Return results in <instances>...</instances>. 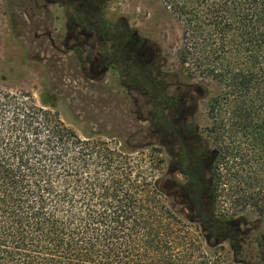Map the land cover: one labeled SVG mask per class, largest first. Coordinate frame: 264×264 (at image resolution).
<instances>
[{"label":"trees","instance_id":"16d2710c","mask_svg":"<svg viewBox=\"0 0 264 264\" xmlns=\"http://www.w3.org/2000/svg\"><path fill=\"white\" fill-rule=\"evenodd\" d=\"M169 2L183 24L180 67L220 88L211 130L253 135L263 146L264 0ZM145 151L166 152L81 137L32 92L4 86L0 71V264H214L202 239L215 243L220 232L217 190L201 192L199 152L178 148V172L194 183L189 221L172 210L167 179L143 163Z\"/></svg>","mask_w":264,"mask_h":264},{"label":"rangeland","instance_id":"374dc122","mask_svg":"<svg viewBox=\"0 0 264 264\" xmlns=\"http://www.w3.org/2000/svg\"><path fill=\"white\" fill-rule=\"evenodd\" d=\"M98 5L0 0L4 86L32 92L81 137L166 150L145 151L143 163L151 160L156 176L164 174L172 210L189 221L197 216L189 199L194 183L178 172V148L199 152L201 192L210 198L217 190L220 232L215 243L202 239L207 256L214 264H264V145L253 135L211 130L210 100L220 88L180 67L183 24L165 7L169 0H111L94 11ZM181 192L184 203L175 196Z\"/></svg>","mask_w":264,"mask_h":264},{"label":"flooded vegetation","instance_id":"af4514ba","mask_svg":"<svg viewBox=\"0 0 264 264\" xmlns=\"http://www.w3.org/2000/svg\"><path fill=\"white\" fill-rule=\"evenodd\" d=\"M111 0H54V2H56L58 4L59 7H61L62 2H99L100 7H97L94 11H97L99 9L102 8V6L106 3V2H110ZM135 38L134 41L137 42L138 38L137 37H133Z\"/></svg>","mask_w":264,"mask_h":264}]
</instances>
